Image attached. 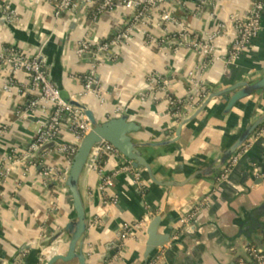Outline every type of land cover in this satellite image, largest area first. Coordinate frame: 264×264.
<instances>
[{"label":"crops","instance_id":"1","mask_svg":"<svg viewBox=\"0 0 264 264\" xmlns=\"http://www.w3.org/2000/svg\"><path fill=\"white\" fill-rule=\"evenodd\" d=\"M253 1L164 0L152 10L147 25L138 23L127 39L94 55L78 53L81 42H89L93 50L115 36L125 28L129 9L118 5L96 17L92 6L80 3L75 11L55 16L54 0H0V13L11 25H0V45L41 57L61 96L83 104L99 121L125 113L141 127L136 138L160 141L174 135L179 121L195 109L200 101L198 84L208 92L264 75V0L258 34L235 60L226 61L235 21L246 16ZM161 9L170 11L198 40L222 25L213 40V53L201 56L186 45L172 42L170 47H158L151 42L176 30L172 23L159 24ZM91 70L94 92L78 96L83 77ZM6 76V67L0 66V129H4L0 171L10 167L7 175L0 174V264L12 259V264H45L49 257L66 251L67 238L55 239V235L73 209L64 182L41 172L51 166L62 178L68 163L54 146L35 153L34 165L26 173L22 162L5 161L9 154L24 150L49 117V109H26L34 94L27 91L28 78L22 72L15 75L10 94L4 95ZM156 78L158 84L152 85ZM168 96L183 103L181 108L174 110ZM226 100H211L182 128L173 145L143 149L157 179H184L264 112V95L261 100L257 95L243 98L227 113ZM59 142L77 143L67 120ZM240 151L244 152L223 179H196L180 187L154 184L141 170L142 189L133 173L126 171L116 173L103 190L98 173L87 170L81 180L90 218L83 245L86 264H144L146 229L155 215L160 216L158 231L170 234L169 242L154 253L160 255L156 264H227L244 255L245 246L264 248V176L255 174L256 168L264 171V136L251 137ZM127 162L114 153L100 164L110 173ZM196 206L197 214L182 223V217ZM140 220H147L146 229L134 230L122 242V226ZM48 244L47 252L39 254L38 247Z\"/></svg>","mask_w":264,"mask_h":264},{"label":"built area","instance_id":"2","mask_svg":"<svg viewBox=\"0 0 264 264\" xmlns=\"http://www.w3.org/2000/svg\"><path fill=\"white\" fill-rule=\"evenodd\" d=\"M55 9L54 15L59 16L62 12L75 11L80 3L86 5L95 6L93 11L94 16H98L106 10H112L118 5H121L131 11L129 20L126 22L125 28L113 36L111 39L104 41L98 45L97 48L91 49V45L87 41L81 42V46L78 49V53L90 51L94 55H97L100 51H106L112 46L116 45L123 39H127L129 34L136 28L139 23L147 25L150 20V14L152 10L160 8L164 4V0H54ZM263 10V3L261 0H254L252 5L247 11L246 16L243 19L235 21L234 30L235 36L231 40L227 62L235 60L247 45L258 34L261 27V13ZM6 16L10 18L12 16L11 11L6 13ZM160 23L168 25L172 23L176 30L168 35L159 39L151 38V42H154L158 47H170L172 42L178 45H186L193 51L198 52L201 56H210L213 53V40L220 33L223 28L222 25L216 29L212 34L207 35L203 40H198L190 36V31L181 22L177 21L173 14L168 10H160L159 15ZM158 24V22H157ZM166 29V28H165ZM0 66L6 67L7 76L4 79L2 85V92L4 95H9L12 87L13 80L16 74L22 72L28 78V88L34 95L28 101L27 110L35 108L49 109V117L46 123L41 124L37 129L35 136L31 142L18 154H9L5 161L10 165L22 162L24 164V173L28 171V168L33 164L32 157L37 153L45 144L49 142L54 143V148L64 156L68 165L71 162L72 156L76 150V143H60V134L62 132V125L67 120L68 129L74 134L76 141L78 142L82 136L89 130L90 123L80 108L72 105L66 101L60 94L59 89L51 82L48 74L44 70L43 62L37 54L31 55L25 51L19 50L11 46L0 45ZM193 76V73L190 72ZM158 79L152 80V85L158 84ZM195 82V81H194ZM95 84L94 73L91 70L83 77V89L78 93V96H82L86 92H94L93 86ZM197 100H201L207 93L205 85H197ZM168 102L173 104L175 100L168 96ZM4 129H0V135ZM264 136V120L259 125L252 137ZM244 147V146H243ZM242 147V148H243ZM241 148V149H242ZM240 149V150H241ZM44 150V149H43ZM238 151L235 156L232 157L230 162L220 171L218 179H223L231 170L233 165L237 162L240 154L244 151ZM118 153V151L108 142H103L101 145L95 147L92 151L90 169L96 171L100 177V189H106V187L112 184V179L118 172H132L142 189V182L140 181L139 172L127 162L117 170L107 173L101 166V158L107 157L111 154ZM8 166V165H7ZM5 166L0 174L2 176L7 175L10 167ZM264 166V161H263ZM44 177H49L54 180H62L64 182V176H56V170L51 166H46L42 170ZM256 175L264 176V171L255 169ZM199 206L194 207L189 213L182 217L181 222L187 224L198 212ZM147 226V220L136 221L133 224H124L119 233V238L123 242L128 239L136 229L145 230ZM160 255L155 254L149 264H156ZM43 264L44 261H41ZM107 264V263H106ZM227 264H264V248L248 245L244 248V255L238 257L234 262Z\"/></svg>","mask_w":264,"mask_h":264},{"label":"water","instance_id":"3","mask_svg":"<svg viewBox=\"0 0 264 264\" xmlns=\"http://www.w3.org/2000/svg\"><path fill=\"white\" fill-rule=\"evenodd\" d=\"M10 23L0 13V25ZM41 58V57H39ZM257 95L261 98L264 95V75L256 80L239 81L228 87L218 90L208 91L199 101L195 109L186 117H183L174 132V135L160 141H140L135 137L141 127L133 120H130L127 114L112 116L104 121H99L93 112L77 101H69L72 105L81 109L90 123L89 130L76 143V150L72 156L71 162L64 176V187L67 190L73 209L72 217L57 231L55 239L64 235L67 238V249L64 253L55 254L47 259L45 264H69L73 260L77 264H86V255L83 250L84 238L89 226L90 218L87 212L84 195L81 189V180L84 173L90 169L91 155L95 147L103 142L110 143L122 155L136 171L144 170L148 179L163 187H180L196 179H206L216 181L220 171L230 162L233 156L250 140L259 125L264 120V112L256 119L248 123L244 129L228 144L223 146L214 157L206 163L199 165L188 173L182 180H159L156 178L150 161L145 157L143 149L156 147L163 148L176 143L182 131V128L193 121L208 105V103L218 97H226L224 112L227 113L236 103L246 97ZM54 143L45 144L38 152L43 149L53 147ZM160 216L155 215L148 223L146 233L143 257L144 264H148L156 249L169 242L170 234L160 233L158 226ZM48 245H41L39 254L42 250L47 252ZM46 255V253H44ZM14 259L8 264H12Z\"/></svg>","mask_w":264,"mask_h":264},{"label":"trees","instance_id":"4","mask_svg":"<svg viewBox=\"0 0 264 264\" xmlns=\"http://www.w3.org/2000/svg\"><path fill=\"white\" fill-rule=\"evenodd\" d=\"M95 6H96V5H94V7H92V11H95V9H94ZM109 39H111V37H109L108 39L102 40V42L107 41V40H109ZM182 105H183V103H178L177 101H175L171 106L173 107L174 110H178V109L181 108ZM105 159H106V157H102V158H101L102 162L105 161ZM260 209L263 211L262 208H260ZM260 209H258V212H261ZM263 232H264V229H263Z\"/></svg>","mask_w":264,"mask_h":264}]
</instances>
